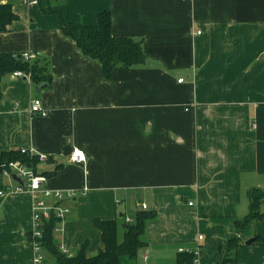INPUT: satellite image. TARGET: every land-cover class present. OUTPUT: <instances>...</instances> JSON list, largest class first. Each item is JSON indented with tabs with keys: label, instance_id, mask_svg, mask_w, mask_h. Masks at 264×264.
Listing matches in <instances>:
<instances>
[{
	"label": "crops",
	"instance_id": "1",
	"mask_svg": "<svg viewBox=\"0 0 264 264\" xmlns=\"http://www.w3.org/2000/svg\"><path fill=\"white\" fill-rule=\"evenodd\" d=\"M6 1L19 19L0 33V52L46 58L53 82L37 91L30 79L3 78L0 152L30 147L49 156L39 170L62 165L46 185L72 194L53 232L60 250L74 255L87 242L95 255L103 244L93 220L131 221L145 204L156 215L138 264H175L183 250L216 264L232 237L240 264H264V217L235 226L247 192L264 189V0ZM103 10L113 35L142 40L146 53L110 79L61 30L94 25ZM36 97L44 115L30 110ZM74 146L85 163L71 161ZM19 186L0 172V264H37L27 238L34 199Z\"/></svg>",
	"mask_w": 264,
	"mask_h": 264
},
{
	"label": "trees",
	"instance_id": "2",
	"mask_svg": "<svg viewBox=\"0 0 264 264\" xmlns=\"http://www.w3.org/2000/svg\"><path fill=\"white\" fill-rule=\"evenodd\" d=\"M49 4L50 0H38L37 6L45 9ZM18 19L19 16L13 11L11 2L0 0V33L11 31L10 25ZM61 30L65 36L75 41L84 55L100 62L102 76L105 79L112 77V72L116 67L130 68L142 65L146 61L142 40L113 35L112 16L109 10L100 11L98 22L94 25L70 21L64 22ZM15 71L28 74L30 81L37 88L42 85L41 89H47L52 85L53 76L46 58L36 56L26 59L24 53L0 52V86L3 78ZM16 160L47 177L54 175L62 166L58 164L53 170H39V160L36 156L21 153L20 149H10L0 152V172H3L10 162ZM247 199L249 212L242 220L235 222L238 229L264 217V212L261 210V204L264 202V189L254 188L248 191ZM155 215L154 211L141 209L131 221L123 217L107 220L95 218L93 224L99 230L103 244L95 255L87 254V242L74 255L61 251L53 237L54 229L59 221L54 216L39 226L42 234L37 238V243L44 259L47 256L53 264H138L140 251L147 247L144 240L146 221ZM27 238L30 241L33 239L32 232L27 234ZM256 239L264 240L260 236ZM240 245H242L240 238H230L226 246L227 255H224L216 264H224L226 261L240 264L236 255ZM175 264H197L196 254L192 250L179 251Z\"/></svg>",
	"mask_w": 264,
	"mask_h": 264
},
{
	"label": "built area",
	"instance_id": "3",
	"mask_svg": "<svg viewBox=\"0 0 264 264\" xmlns=\"http://www.w3.org/2000/svg\"><path fill=\"white\" fill-rule=\"evenodd\" d=\"M21 1L29 6L38 5V0ZM24 57L26 59H32L35 58L36 55L24 53ZM13 75L19 78L29 79V75L21 71H15L13 72ZM180 81H182V79ZM30 110L33 114H45L40 98L36 97L32 100ZM20 151L21 153L28 154L29 156H36L40 162L47 161L49 158L46 153L36 152L30 147H22L20 148ZM70 158L73 163L81 165L86 161V153L82 148L74 146L71 150ZM3 173L11 177L12 175H16L17 177L21 178L24 182V185H20L18 189L21 191L27 190L33 196L34 228L32 230L33 239L31 242L34 245L35 262L37 264H41L44 260V255L39 244L37 243V238L41 237L42 234L39 226L52 216L57 219H63L66 214L69 213L70 208L67 206H62L61 203L66 200H70L72 194H65L61 191L51 192L46 187L48 183V177L37 173L32 167L27 166L19 160L10 162L8 167L3 170ZM0 195H2V193H0ZM189 204L192 205L191 202ZM142 209H147V206L142 204ZM63 252L66 253V250H63Z\"/></svg>",
	"mask_w": 264,
	"mask_h": 264
},
{
	"label": "water",
	"instance_id": "4",
	"mask_svg": "<svg viewBox=\"0 0 264 264\" xmlns=\"http://www.w3.org/2000/svg\"><path fill=\"white\" fill-rule=\"evenodd\" d=\"M42 88V85H39L38 88H37V91H39L40 89ZM12 178L17 181L21 186L24 185V182L21 178L17 177L16 175H12ZM252 241H254V239H250L248 240L246 243L249 244L251 243Z\"/></svg>",
	"mask_w": 264,
	"mask_h": 264
}]
</instances>
